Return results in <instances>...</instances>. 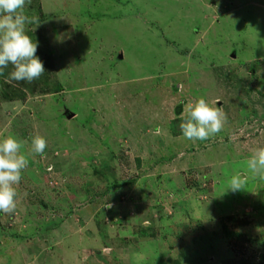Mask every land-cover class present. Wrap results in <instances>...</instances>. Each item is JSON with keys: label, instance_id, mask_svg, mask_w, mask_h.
I'll return each mask as SVG.
<instances>
[{"label": "rangeland", "instance_id": "374dc122", "mask_svg": "<svg viewBox=\"0 0 264 264\" xmlns=\"http://www.w3.org/2000/svg\"><path fill=\"white\" fill-rule=\"evenodd\" d=\"M24 12L45 72H0V139L15 135L28 161L15 210L0 212V264H264V174L247 167L264 147V0H26ZM143 31L158 45L137 46ZM222 79L226 94L204 98L222 130L185 139L188 105ZM241 173L244 188L226 190Z\"/></svg>", "mask_w": 264, "mask_h": 264}, {"label": "clouds", "instance_id": "9594fccd", "mask_svg": "<svg viewBox=\"0 0 264 264\" xmlns=\"http://www.w3.org/2000/svg\"><path fill=\"white\" fill-rule=\"evenodd\" d=\"M25 4L26 0H0V72L11 64V79L31 82L45 72V67L36 54L37 42L26 30V25L39 23L35 17L25 14ZM223 119L218 108L200 98L188 105V115L179 128L185 139L204 141L222 130ZM31 145L33 152L42 154L46 140L36 135L31 138ZM22 147L23 142L15 135L0 139V212L3 213H11L16 207L14 186L20 183L22 170L28 162L20 151ZM247 167L253 174H264V147L252 153ZM242 176L243 173L232 177L226 190L236 192L243 189Z\"/></svg>", "mask_w": 264, "mask_h": 264}, {"label": "trees", "instance_id": "16d2710c", "mask_svg": "<svg viewBox=\"0 0 264 264\" xmlns=\"http://www.w3.org/2000/svg\"><path fill=\"white\" fill-rule=\"evenodd\" d=\"M149 34H150V32L148 31V32H142V34L140 35L139 34V37H138V32L136 33V40H137V46H141L142 45V43H144V44H146V46L150 49V47L152 46V47H154V45H156L157 43V41L156 40H154V38H153V36L152 35H150V39H148V36H149ZM144 36H145V38H144ZM151 41V44H149V42ZM158 45V44H157ZM213 53V52H212ZM214 71L215 72H217V71H220L221 73L220 74H216V77H218L219 76V78L221 77V75H222V70L221 69H218V68H214ZM136 75V74H135ZM137 77H138V75H136ZM134 77V76H133ZM132 77V78H133ZM226 82L227 81H225L224 79H222L221 81L219 80V81H217V83H216V88L215 89H213V90H211V91H207V92H203L202 94H203V98H205L209 93H216V91H217V93L216 94H218V93H225L224 91L226 90V88L227 89H230L231 88V85L230 86H226ZM206 84H208V82H206ZM235 91V90H234ZM226 94V93H225ZM213 95H215V94H213ZM230 100H237L236 102H235V105H234V107H233V109H235V111L237 112V121L239 122V125L238 126H241V124L242 123H244L245 122V120H244V118L247 116V114H248V111L246 110V107H245V104H244V101H242L241 99H238V96L236 95V94H233L232 95V97L230 98ZM237 104H239V106L240 107H238L237 106ZM224 135L223 136H225L226 135V133H223ZM227 136V135H226ZM220 137V136H219ZM229 138V137H228ZM210 140V139H209ZM228 140H230V138L228 139ZM227 142H229V141H227ZM227 233H228V231H227V229L225 230Z\"/></svg>", "mask_w": 264, "mask_h": 264}, {"label": "crops", "instance_id": "0c3cea01", "mask_svg": "<svg viewBox=\"0 0 264 264\" xmlns=\"http://www.w3.org/2000/svg\"><path fill=\"white\" fill-rule=\"evenodd\" d=\"M134 80V78L132 79V81Z\"/></svg>", "mask_w": 264, "mask_h": 264}]
</instances>
